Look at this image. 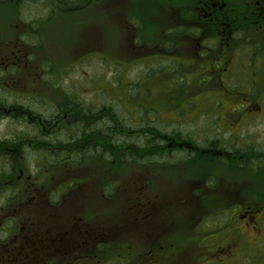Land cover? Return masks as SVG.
Segmentation results:
<instances>
[{
  "label": "flooded vegetation",
  "instance_id": "flooded-vegetation-1",
  "mask_svg": "<svg viewBox=\"0 0 264 264\" xmlns=\"http://www.w3.org/2000/svg\"><path fill=\"white\" fill-rule=\"evenodd\" d=\"M187 3L194 55L183 83L192 101L106 97L110 63L74 83L84 56L36 49L34 22L18 17L13 34L0 35V264H239L261 248L264 208L244 202L264 201L255 172L264 169V87L250 35L264 32V0ZM178 55L169 75L186 68ZM32 164L45 170L41 179L22 177ZM37 206L46 209L44 227L17 223ZM116 248L124 259L112 261Z\"/></svg>",
  "mask_w": 264,
  "mask_h": 264
},
{
  "label": "rangeland",
  "instance_id": "rangeland-1",
  "mask_svg": "<svg viewBox=\"0 0 264 264\" xmlns=\"http://www.w3.org/2000/svg\"><path fill=\"white\" fill-rule=\"evenodd\" d=\"M82 1L83 2L78 5H83L82 8L69 11L62 10L59 7H57V10H54L52 6L55 5H49L48 3H45L44 0H19L20 3L16 2L15 4H13V0H8L5 3L3 0H0V35L4 37L5 35L13 34L11 32L14 27H16L14 25L19 19L18 17L34 22L36 49L43 51L46 50L50 55V58H52L53 55H61L62 53L66 56L70 54L73 55V51H75L74 55L80 54L81 57L84 56L79 62L77 68L73 69V72L71 73L72 82L74 83L79 80L84 83L88 80H92L93 78H90V76H92L93 71L96 73L100 71L103 72L105 71L104 68L109 67H106V64L104 63H110L109 73L107 74L106 71L103 72L102 77L104 78L103 81L107 82L109 76L114 89L112 92L106 93V97L125 100L137 96L138 98L142 97L150 101V103L154 105L158 102L169 103L176 98H183V102L187 100L192 101V88H190L192 86L184 84L182 82L183 78L181 77L183 72L188 75L190 74V57L194 55H192L194 49H192L191 43L185 38L186 35L192 33L189 13L190 4H184L186 0ZM25 25L24 23H21L20 30H22ZM250 35L256 38L255 40L258 42L257 47H255L260 51L259 58L261 66H259L258 72L260 73L262 80L260 84L264 87V32L262 30L257 34L250 33ZM91 36H95V40L91 39ZM136 39L138 42H136ZM87 40L93 41L94 43L89 44L86 42ZM137 45H145L143 46V49L148 52L144 53L143 49L137 48ZM239 48L244 50L243 46ZM83 51L90 53L84 54ZM114 51L119 53L126 51L128 54H124L125 58H121L118 55V57L114 59L111 58V56H114ZM158 53H161L163 57L158 59L149 58ZM178 54L182 56L186 68L183 71H178L179 74L175 72V74L169 75L170 72L168 67L175 60V57H177L176 59L179 58ZM100 55L105 56L99 57ZM136 55L140 56L138 57ZM55 60L57 61L58 57L55 58ZM143 60L147 61L145 63L139 62ZM64 61L63 71L66 72L68 64L66 57L64 58ZM73 61L74 60H72V62ZM164 66L166 67V70L163 69ZM161 70H164L165 74L162 75L161 72L151 77L148 76V74H151V72L153 73V71ZM154 74H156V72H154ZM80 76L81 78L83 77L84 80H81ZM175 76H180L181 79H178V77ZM170 77H175V81L178 82L176 84L181 86L180 88L184 90L185 94H182L180 88L171 89L172 79ZM53 78L58 80L55 77ZM54 79L52 80L53 85L57 83ZM246 79L248 80V77ZM127 82H134L132 86V90L133 88L135 89L133 90V95L132 91L126 89ZM86 91L87 94H84V97L92 96L90 94V89H87ZM145 91L148 92V95L144 93ZM83 92L86 93L85 90H83ZM234 92L236 93V91ZM235 97H238V93L235 94ZM201 98H203V96ZM204 98H206V96H204ZM182 108L185 109V106L182 105ZM164 112L169 113L170 111ZM121 113L125 114L123 111H121ZM191 113L192 110L190 111V115ZM23 161L24 159L22 158L21 162L23 163ZM34 165L35 164H32L27 168H23L24 171L22 172V177L27 178V176H31L32 179H35L37 176L38 179H41L43 177L42 175L45 174V170L41 168L37 169ZM21 166H23V164H21ZM255 172L257 173L256 178L258 179V184L261 185L262 190H260V192L264 193L262 187L264 184V169L260 168ZM25 187L28 188L26 183L21 186V190L25 191ZM24 198V201H27L28 197L25 196ZM0 203L1 205H5L3 200H1ZM244 203L254 207H259L260 205L264 206V201H247ZM9 204V211H13L14 208L11 205L12 203ZM22 205L25 206L26 204H23L22 202ZM27 205H30V207L28 206L25 208H30L29 210H32V208L36 209L35 204L28 203ZM45 210L44 206H37V212L34 216L23 211L16 217V221L19 225H23L21 221L29 219L30 222L36 221L38 227H44ZM260 221L264 234V219H261ZM254 225L255 223L251 226L253 227ZM28 226L33 227V224ZM4 232V235L8 236L7 232ZM246 234V236H255L251 231H248ZM260 237H263V235L259 236L258 239H260ZM0 250L2 251L1 248ZM200 251L202 250H193L194 257L198 258ZM109 256L112 261L117 258L124 259L125 249L116 248L110 252ZM257 258L264 259V243L261 245L260 249L256 250V252L250 253L246 257L247 260L241 262L242 260L240 259L239 264H248L247 262L250 259ZM36 260L40 264H44V260L39 257H37ZM56 264L61 263L56 261ZM225 264L231 263L226 262Z\"/></svg>",
  "mask_w": 264,
  "mask_h": 264
},
{
  "label": "trees",
  "instance_id": "trees-1",
  "mask_svg": "<svg viewBox=\"0 0 264 264\" xmlns=\"http://www.w3.org/2000/svg\"><path fill=\"white\" fill-rule=\"evenodd\" d=\"M50 2L60 9L69 11H74L83 7V5L78 6L82 3V0H50Z\"/></svg>",
  "mask_w": 264,
  "mask_h": 264
}]
</instances>
